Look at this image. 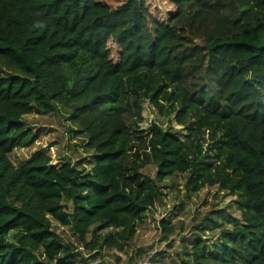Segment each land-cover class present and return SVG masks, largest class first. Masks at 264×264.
Wrapping results in <instances>:
<instances>
[{"label":"trees","instance_id":"16d2710c","mask_svg":"<svg viewBox=\"0 0 264 264\" xmlns=\"http://www.w3.org/2000/svg\"><path fill=\"white\" fill-rule=\"evenodd\" d=\"M145 103L169 126L140 129ZM60 108L91 170L44 151L16 165L26 115ZM176 174L241 213L183 264H264V0H0V264H76L53 220L124 250Z\"/></svg>","mask_w":264,"mask_h":264},{"label":"rangeland","instance_id":"374dc122","mask_svg":"<svg viewBox=\"0 0 264 264\" xmlns=\"http://www.w3.org/2000/svg\"><path fill=\"white\" fill-rule=\"evenodd\" d=\"M67 114L65 109L60 108L46 114L26 115L30 132L26 140L29 144L15 147L11 153L14 163L21 165L36 153L44 151L52 156L53 165L59 166L61 162L70 161L78 163L85 172L90 171L93 166L92 153L85 149V136L75 135V127ZM152 121L164 127L170 124L167 118L145 103L143 120L138 123V127L146 129ZM171 124L173 132L183 137L181 127L175 121ZM140 171L157 181L156 167L152 163L146 164ZM186 182L187 174H176L159 183L161 198L152 209L147 210L145 221L138 226L137 234L124 250L113 247L98 253L97 249H83L69 226H62L53 220L58 239L82 251L76 264H175L174 261L183 264L191 259L189 254L197 238L205 243L207 249H212L217 244L220 229L233 225V220L241 218L235 196L218 190L217 186H206L194 192L186 188ZM217 216L219 223H210L212 221L208 218L217 219ZM162 219H166L174 228L167 237L160 225ZM118 257L120 261H117Z\"/></svg>","mask_w":264,"mask_h":264},{"label":"built area","instance_id":"2783aa9c","mask_svg":"<svg viewBox=\"0 0 264 264\" xmlns=\"http://www.w3.org/2000/svg\"><path fill=\"white\" fill-rule=\"evenodd\" d=\"M53 148V146H51ZM122 264H125V263H122Z\"/></svg>","mask_w":264,"mask_h":264}]
</instances>
